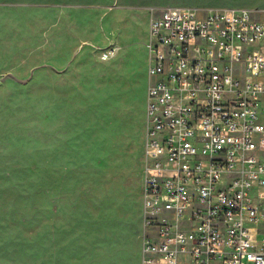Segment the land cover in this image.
Listing matches in <instances>:
<instances>
[{"label":"rangeland","instance_id":"obj_1","mask_svg":"<svg viewBox=\"0 0 264 264\" xmlns=\"http://www.w3.org/2000/svg\"><path fill=\"white\" fill-rule=\"evenodd\" d=\"M167 6L264 0H0V264H140L145 45Z\"/></svg>","mask_w":264,"mask_h":264},{"label":"built area","instance_id":"obj_2","mask_svg":"<svg viewBox=\"0 0 264 264\" xmlns=\"http://www.w3.org/2000/svg\"><path fill=\"white\" fill-rule=\"evenodd\" d=\"M145 47L140 264H264V10L152 9Z\"/></svg>","mask_w":264,"mask_h":264}]
</instances>
